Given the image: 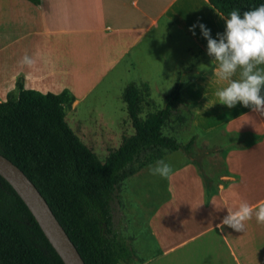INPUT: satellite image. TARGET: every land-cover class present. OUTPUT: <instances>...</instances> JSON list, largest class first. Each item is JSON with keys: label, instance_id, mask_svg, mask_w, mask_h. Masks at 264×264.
Wrapping results in <instances>:
<instances>
[{"label": "crops", "instance_id": "crops-1", "mask_svg": "<svg viewBox=\"0 0 264 264\" xmlns=\"http://www.w3.org/2000/svg\"><path fill=\"white\" fill-rule=\"evenodd\" d=\"M223 19L209 0H0V102L19 76L26 90H68L75 98L69 112L93 94L110 95L116 82L122 92L128 81L144 85L155 101L153 91L171 92L166 79L191 68L180 90L191 129L226 150L202 166L208 200L200 171L187 159L166 178L165 198L147 218L158 252L141 264H264V225L254 216L242 232L216 227L239 203L264 201V116L219 103L216 92L228 81L216 76L199 27L195 36L189 31L199 22L216 38ZM25 56L30 66L21 63ZM239 78L240 69L232 79ZM224 135L226 141L216 138Z\"/></svg>", "mask_w": 264, "mask_h": 264}, {"label": "trees", "instance_id": "trees-1", "mask_svg": "<svg viewBox=\"0 0 264 264\" xmlns=\"http://www.w3.org/2000/svg\"><path fill=\"white\" fill-rule=\"evenodd\" d=\"M209 2L225 18L233 9L243 13L264 4V0ZM190 70L186 67L178 72L162 107L144 118L140 115L148 89L141 90L135 84L124 88L121 99L133 134L123 136L120 146L110 149L104 162L65 122V111L75 101L68 90L58 94L26 90L19 76L6 101L0 102V154L35 185L85 264L133 260L134 251L113 231L111 203L118 198L120 184L136 172L133 166L147 153L153 155L140 163L138 170L159 160L163 151L183 152L200 171L209 199L210 179L193 155L196 135L182 144L163 133L172 116L183 119L179 111L187 101L180 90L182 77ZM0 264H64L27 206L1 176Z\"/></svg>", "mask_w": 264, "mask_h": 264}, {"label": "rangeland", "instance_id": "rangeland-1", "mask_svg": "<svg viewBox=\"0 0 264 264\" xmlns=\"http://www.w3.org/2000/svg\"><path fill=\"white\" fill-rule=\"evenodd\" d=\"M182 69V68H181ZM180 69V70H181ZM188 74V73H187ZM134 75H127L130 81L134 80ZM186 75H183V79ZM125 81V78H124ZM128 84H132L128 81ZM163 84L166 91H172L175 79L165 80ZM121 85L116 82L114 90L110 95H91L85 102L81 103L77 112L65 111V122L76 134L80 141L91 148L101 162H104L110 149H117L123 136L133 134V128L127 118L125 104L121 99ZM146 87L141 85L140 89ZM151 100L147 94L144 96L141 118L148 113L160 109L163 105L164 97H158L160 90L153 91ZM149 95V94H148ZM189 107L182 106L179 114L183 117L178 120L172 116L163 128V133L174 137L178 142L185 144L196 135V142L193 145V155L196 163L203 164L206 161L215 159V154L225 151L226 148L217 150V146L211 145L212 136L197 135L190 126ZM126 117V118H125ZM227 140L228 136L216 137ZM207 142H204V141ZM161 159L171 165L173 171L183 162L190 161L181 151H163ZM153 152L147 153L136 163L133 168L137 171L142 162H147ZM214 155L213 158H211ZM156 162V161H155ZM154 162V163H155ZM191 162V161H190ZM152 166H155L152 165ZM128 178L120 184L118 198L111 203V214L113 231L134 251L135 256L130 263L120 264H141L142 261L157 254V246L148 228L147 218L155 206L165 198L166 178L153 175L149 171V166L141 170L134 178Z\"/></svg>", "mask_w": 264, "mask_h": 264}, {"label": "clouds", "instance_id": "clouds-1", "mask_svg": "<svg viewBox=\"0 0 264 264\" xmlns=\"http://www.w3.org/2000/svg\"><path fill=\"white\" fill-rule=\"evenodd\" d=\"M225 29L217 33L216 38L211 30L202 23L193 24L189 31L195 36V29L199 27L202 37L207 41V55L216 62L215 74L221 80L228 81L227 87L216 92L219 103L233 108L238 103L245 108L264 116V4L244 11L238 9L229 12L223 19ZM22 64L31 65L33 61L25 56ZM240 69V78L232 79ZM149 171L153 175L167 178L173 171L171 165L158 160L155 166L150 165ZM253 216L258 224L264 225V201L255 205L241 202L236 210L228 209L216 227L223 231L227 226L236 232L245 231V224Z\"/></svg>", "mask_w": 264, "mask_h": 264}, {"label": "water", "instance_id": "water-1", "mask_svg": "<svg viewBox=\"0 0 264 264\" xmlns=\"http://www.w3.org/2000/svg\"><path fill=\"white\" fill-rule=\"evenodd\" d=\"M0 176L18 194L64 264H85L44 197L24 172L0 154Z\"/></svg>", "mask_w": 264, "mask_h": 264}]
</instances>
